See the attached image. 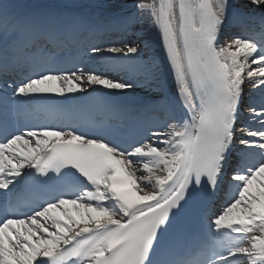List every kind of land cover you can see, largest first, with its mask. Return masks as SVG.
Masks as SVG:
<instances>
[{
  "label": "snow or ice",
  "instance_id": "6c2138e0",
  "mask_svg": "<svg viewBox=\"0 0 264 264\" xmlns=\"http://www.w3.org/2000/svg\"><path fill=\"white\" fill-rule=\"evenodd\" d=\"M248 3L259 8L258 17L232 0H141L138 16L120 18L125 26L149 19L160 30L176 82L181 111L169 114L163 131L151 133L155 141L144 137L125 146L75 127H0V264H264V0ZM15 8L0 0L5 73L29 54L8 29ZM53 16L35 15L30 28L42 34L56 29ZM237 19H259V38L224 32ZM120 43L91 50L136 58L144 82L155 80L156 68L139 59L140 49ZM90 86L121 94L134 87L77 69L40 71L13 81L10 90L13 96H64ZM66 168L79 176L67 179ZM24 182L46 185L47 198L25 200L18 189ZM223 183L222 206L205 217L211 243L196 256L167 258L170 230L190 207L210 202ZM205 252L210 255L200 259Z\"/></svg>",
  "mask_w": 264,
  "mask_h": 264
},
{
  "label": "bare ground",
  "instance_id": "6f19581e",
  "mask_svg": "<svg viewBox=\"0 0 264 264\" xmlns=\"http://www.w3.org/2000/svg\"><path fill=\"white\" fill-rule=\"evenodd\" d=\"M22 2L21 6H17V2ZM118 3H122V0H117ZM234 4H237L240 6L242 10H246L249 12H259L260 10L258 7H254L248 3V0H232ZM88 2H91V0H88ZM99 5H102V7H110V4L106 1L97 0L96 1ZM16 5L15 8V15L12 17V19L17 16V14H26V13H32L33 14H41V13H53L55 15H63V18L69 19L72 16H76V18L80 19L83 17V12L85 8L82 9V3L78 2L76 0H15L12 2ZM100 7V6H99ZM30 8V9H29ZM88 9V8H87ZM22 10V11H21ZM83 19V18H82ZM3 20V17H0V21ZM148 23L146 20L140 21L138 30L142 32L143 36L145 37V32L147 29L149 30ZM4 27V25H3ZM244 33V32H243ZM242 35V33H241ZM247 35V34H246ZM223 39V35H222ZM136 40V39H133ZM140 49V56L143 57L144 61H151L155 68H156V79L153 80L151 83H145L144 82V76L142 72L138 67H132L128 66L124 68V71L126 75L130 76L132 79V83L134 85L133 89H127L123 90L121 94V90H112L113 92H116L119 95H123L124 97L128 99H136L140 97H149V96H159L162 94V91L164 89V76L159 71V68L157 67V64L160 62V59L156 62V59L158 58L157 50L150 48L147 46V43L144 45H141L139 47ZM130 71L128 72V70ZM99 87V86H95ZM89 87H86V90ZM85 90V91H86ZM84 91V92H85ZM79 92V91H78ZM77 92L74 93H66L64 96L57 95L55 93H44L45 95L52 94L56 97H71L76 95ZM159 120V121H158ZM156 121V123L159 124L160 127L165 125L167 122H169V119L167 118H160ZM163 131V130H162ZM156 138H153V141H155ZM227 184L223 183L220 186V193L219 197L217 199V202L214 205L213 213H215L223 204L224 201V195L227 191Z\"/></svg>",
  "mask_w": 264,
  "mask_h": 264
}]
</instances>
